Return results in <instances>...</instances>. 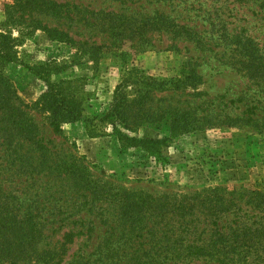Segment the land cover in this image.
<instances>
[{"label": "trees", "instance_id": "16d2710c", "mask_svg": "<svg viewBox=\"0 0 264 264\" xmlns=\"http://www.w3.org/2000/svg\"><path fill=\"white\" fill-rule=\"evenodd\" d=\"M15 1L54 18L70 17L77 7L54 0ZM94 18L113 44L147 41L155 32L204 44L196 30L158 11L137 17L100 10ZM43 27L51 38L75 42L67 31ZM236 36L237 47L248 46L239 54L249 77L264 82V53ZM2 46L0 57H6ZM130 81L133 93L126 91ZM200 81L195 71L176 80L126 78L116 85L106 112L90 119L108 123L121 150L139 149L155 160L166 157L169 137L201 123L257 125L248 113L197 116L196 105L152 107L155 92L185 90ZM45 86L38 100L26 103L0 73V256L29 264H264L263 188L234 183L151 194L94 178L82 155L61 146L63 123L89 120L81 98L60 83L45 81ZM32 109L42 113V121L35 120ZM167 119L171 136L136 132ZM47 128L63 141L47 136ZM78 238L79 252L64 259Z\"/></svg>", "mask_w": 264, "mask_h": 264}, {"label": "rangeland", "instance_id": "374dc122", "mask_svg": "<svg viewBox=\"0 0 264 264\" xmlns=\"http://www.w3.org/2000/svg\"><path fill=\"white\" fill-rule=\"evenodd\" d=\"M54 1L77 7L70 17L54 18L15 0H0V43L8 54L0 57V73L26 103L40 98L46 89L45 81L60 83L81 98L82 114L89 120L63 123L66 141L61 146L82 155L94 178L151 194L188 193L204 185L234 183L264 189V82L259 77H249L239 54L248 46L237 47L236 43L239 35L264 53V0ZM100 10L137 17L162 12L175 23L196 30L204 44L175 39L169 32L147 34V41L134 38L113 44L94 18ZM45 24L67 31L75 42L51 38ZM192 71L202 81L185 90L155 92L152 107L196 105L197 116L228 113L241 117L248 113L257 125L201 123L199 128H187L172 136L168 119L158 126H139V136H171L166 157L155 160L139 149L121 150L112 127L90 119L106 112L116 85L126 78L144 75L176 80ZM170 84L167 85L172 87ZM133 87L130 81L126 91L133 93ZM30 114L37 122L43 119L36 110ZM46 132L63 141L51 129ZM81 246L78 238L69 245L64 259L79 252ZM0 264L29 263L0 256Z\"/></svg>", "mask_w": 264, "mask_h": 264}]
</instances>
